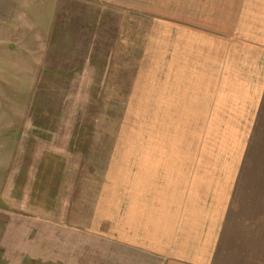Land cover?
Segmentation results:
<instances>
[{"label": "rangeland", "instance_id": "1", "mask_svg": "<svg viewBox=\"0 0 264 264\" xmlns=\"http://www.w3.org/2000/svg\"><path fill=\"white\" fill-rule=\"evenodd\" d=\"M263 74L264 0H0V264H116L162 192L228 172L222 84Z\"/></svg>", "mask_w": 264, "mask_h": 264}, {"label": "crops", "instance_id": "2", "mask_svg": "<svg viewBox=\"0 0 264 264\" xmlns=\"http://www.w3.org/2000/svg\"><path fill=\"white\" fill-rule=\"evenodd\" d=\"M223 64L220 78H232L228 57ZM222 85L225 112L237 108L224 117L240 119L233 131L238 152L221 161L228 172L209 165L207 188L186 198L162 192L158 204L145 207L140 229L137 221L129 233H116V243L128 250L116 251V264H264V74L251 90L247 83L234 93L231 83Z\"/></svg>", "mask_w": 264, "mask_h": 264}]
</instances>
